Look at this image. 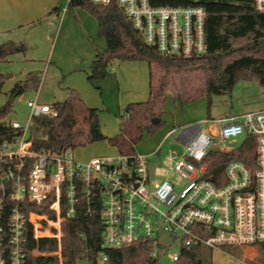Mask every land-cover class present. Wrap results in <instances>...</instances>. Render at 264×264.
<instances>
[{
  "label": "built area",
  "instance_id": "2783aa9c",
  "mask_svg": "<svg viewBox=\"0 0 264 264\" xmlns=\"http://www.w3.org/2000/svg\"><path fill=\"white\" fill-rule=\"evenodd\" d=\"M90 1L122 8L140 38L163 57L192 59L208 53L206 9L201 4ZM254 7L264 12V0H254ZM27 106L26 124L9 123L21 128L22 134L0 143V264H27L29 234L37 241L58 239L57 251L50 254L62 261V224L78 212L100 215L102 249L149 241V256L157 264L163 258L174 264L184 248L196 245L213 250L264 247V108L171 129L165 138L174 136L184 148L181 155L170 152L165 157L170 170L184 180L178 188L169 178L158 182L151 178L150 158L161 152V146L150 154L118 153L88 160L78 159L73 148L33 151L31 119L54 117L58 111L41 103L38 96L28 100ZM246 135L254 137L253 157L229 161L220 182L206 177L204 159L211 149L229 152ZM238 136L243 139L237 145L215 148ZM174 248L178 251H171ZM105 261L103 250L98 264Z\"/></svg>",
  "mask_w": 264,
  "mask_h": 264
},
{
  "label": "trees",
  "instance_id": "16d2710c",
  "mask_svg": "<svg viewBox=\"0 0 264 264\" xmlns=\"http://www.w3.org/2000/svg\"><path fill=\"white\" fill-rule=\"evenodd\" d=\"M151 3L155 6L203 5L206 9L208 53L192 59L163 57L140 38L133 23L115 3L103 6L90 0H68L67 7H81L94 16L99 24L98 35L106 41L105 51L98 52L90 65L89 81L94 84L104 80L114 60H142L150 67V95L147 100L128 103L120 116L119 133L106 136L100 123L102 110L88 106L72 89L70 98L52 104L58 111L57 115H38L31 119L28 130L33 151L55 152L106 140L116 147L119 154L135 155L136 146L144 134L154 135L163 127V107L176 75L188 77L196 74L204 81L203 87L196 89V95L191 96L184 87L177 91L174 100L180 104L198 97H210L212 93H224L243 74L256 76L260 85L264 86V12L255 10L254 0H151ZM26 49L21 41L1 42L0 61L25 53ZM153 71L157 72V76ZM9 78V74L0 73V93ZM40 83L38 72H30L26 79L14 85L9 94L17 92L19 96L27 89L38 88ZM12 107L13 103L9 101L0 106V143L12 142L23 132L6 121ZM241 142L229 152L211 149L204 159L207 163L206 177L220 182L224 179V169L229 161H246L253 157L254 137L246 135ZM101 229V218L96 211L91 216L78 212L74 219L64 221V235L60 242L62 264H78L81 259H85L86 264H98V256L103 250L107 256L104 264H157L149 256V241L102 249ZM58 247V239L41 238L37 241L29 234L27 264H59V256L50 254ZM35 249L45 254H35ZM174 264H213V249L203 245L184 248Z\"/></svg>",
  "mask_w": 264,
  "mask_h": 264
},
{
  "label": "rangeland",
  "instance_id": "374dc122",
  "mask_svg": "<svg viewBox=\"0 0 264 264\" xmlns=\"http://www.w3.org/2000/svg\"><path fill=\"white\" fill-rule=\"evenodd\" d=\"M66 5L67 4H65V7H67ZM77 8H79L80 11H83L88 17H91L93 21L97 23L94 16H92L87 9L85 10L81 7H68V15H71L72 19L76 22L75 24H77V28L74 30L76 37L70 38L69 42L71 43V46L69 47V50H66L61 55L58 54V49L62 41H66V39L64 38L65 30H63L57 38L59 29L57 27H54L52 32L48 35V38L45 35L46 39L45 37H42L40 40L41 42L39 43H37L39 40H36L35 38L39 37V27L41 26V24H43L44 21L35 23V25L32 26H23V28L19 27L17 29V33H15L14 31L13 35H15V37L17 36L15 38V42L18 43L21 41L22 43H25L27 49L25 53L15 54L7 61H0V73L10 75V78L7 79L3 87V91L0 93V106L9 101L11 96L9 92L11 91V89L17 82H19V80L26 79L28 73L38 72L39 77H41V83L38 88L27 89L23 93L19 94V96L15 97L12 111L6 118L7 122L11 123L15 121L22 125L26 124L29 120L30 115L27 102L30 99H36L37 96L38 100L41 103H46L50 105L54 104V102L63 101L70 98L72 91L71 82L73 83V81H69L70 76H64L62 74L60 70L61 67H59L58 65L57 57L60 56L64 58L65 61H69L70 57H74L75 54L79 52V49L78 47H76L74 41L76 40V42H79L81 33V24H79V21L83 22V20L81 16H79L78 14L76 15L74 13V10ZM56 28L58 29V31ZM69 31L70 33H72L73 30L70 29ZM98 31L99 28L96 34L92 33L90 40L86 38L85 46L89 45V47H91L93 50H101L102 48H105V41L102 37L98 35ZM56 38L58 42V47L54 51L53 57L51 59V52L53 51V48L55 46ZM2 39L3 38H0V43L6 41ZM40 43H43V45L38 46ZM122 61L114 60L113 63H117V66L118 64H121L122 66L131 65L132 67H134V70L127 68L126 70L128 71L124 73V75H127L128 89H125L126 85L124 84V90H122V93H124L123 101L125 102L127 100V102L123 104L122 111L118 112V108L116 105V97H118V90H115V92H113L112 89L106 88L103 91V97L105 99L111 98V101L106 100V104L108 105L110 110H107V105L105 106L102 103V105L99 104L98 107L102 110L100 113V123L101 128L103 129V133L106 136H112L116 133H119L120 116L125 112L124 108L128 103L141 102L147 100L150 95L149 84L151 81V75L148 63L142 60ZM141 64L143 66L142 68H140ZM134 65L137 67H135ZM138 68H140L139 71H136L138 70ZM115 71L116 70H114V72ZM153 72L157 76V72ZM107 77L109 76L107 75ZM74 83H76L80 90L84 92V86L87 87V85L85 84H87L88 81L85 79L84 86H81L79 82ZM203 84L204 81L199 75L192 74L188 77L181 74L176 75L173 84L168 89V95L169 97L174 99V94L177 91L183 89L182 87L189 91V94L191 96L196 95V89L199 87H203ZM137 89L144 91L146 90V92H148L149 94L145 93L144 95H133V91ZM75 90L77 91V88H75ZM96 91V93L100 94V97H98L102 99V90L96 89ZM127 92L133 95V97H130L131 99L127 98L129 96ZM170 103L172 102H169L167 106L169 112L166 113V111H164V115L166 114L167 116H165L167 118H165L163 115V127H161L159 131L154 135L145 133L143 138L141 139V142L136 146V150L139 154H150L161 146V152L159 154L151 156L150 158L151 178L154 180V182H158L162 178H169L176 184L178 183V188H180V186L184 183V180L183 178H180L178 174L176 175L170 170V166L166 164L165 157L170 152H177L181 155L184 152V148L181 143H178V141L174 139V136H169L165 138L166 133L176 126L191 125L203 119L210 120L213 118L227 117L228 115H239L245 113L246 111L261 110L262 108H264V86L260 85L256 76L246 75L244 77H239L235 84L230 89H227V91H225L224 93H212L210 97H198L193 101L186 102L183 104H180L178 101H176L175 111L174 109H170ZM202 125L204 126L205 130L208 129L209 125L207 122L203 123ZM242 139L243 136H238L222 144L215 145V148H222L224 146H234L240 143ZM232 140H235V142H232ZM160 143L162 145H160ZM73 149L75 151L76 157L80 160H88L91 157L95 156H107L118 154V150L116 149V147L110 145L106 140L93 142ZM164 236L166 237L167 235ZM171 251H178V248L171 249ZM226 251H228L230 255L229 253H224L218 248H214V264H236L235 258L232 256H240L239 258H243L242 255H238L239 253L234 252L232 248H226ZM61 262L62 261L59 260V264H61ZM78 264H86L85 259L79 260ZM161 264H171V262L168 261L167 258H163Z\"/></svg>",
  "mask_w": 264,
  "mask_h": 264
},
{
  "label": "crops",
  "instance_id": "0c3cea01",
  "mask_svg": "<svg viewBox=\"0 0 264 264\" xmlns=\"http://www.w3.org/2000/svg\"><path fill=\"white\" fill-rule=\"evenodd\" d=\"M65 4H68V0H66V1L65 0H0V34H1L0 38H3L2 40H13L14 39V41H15L16 40L15 38L17 36L15 37V35H13V34H14V31H15V33H17V29L19 27L23 28V26H32V25H35V23H39L41 21H44L43 24H41V26L39 27L40 32H41V30H42V32L41 33L39 32V37H37L35 39L39 40L37 42V43H39V42H41L40 40L42 37H45V39H46V36H47V38H48V35L52 32L54 27H57L59 29L57 38L59 37V34L63 30H65L64 38L66 39V41H62V43L60 44L59 49H58V51H59L58 54L61 55L66 50H69V47L71 46V43L69 42V40L71 37H76L74 30L77 28V24H75L76 22L72 19V16L68 15L69 9H68V7H65ZM74 13L76 15L78 14L79 16H81L82 20H83V22L82 21H79L80 23L78 22L79 24H81L80 25V32L81 33H80L79 42H76V40L74 41L76 47H78V49H79V52H77V54H75L74 57H70L69 61H65L64 58L58 56L57 61H58L59 67H61L60 70L64 76H70L69 81H73V83L71 82L72 89L75 90V88H77V92L81 95L84 102L88 106L97 107V108L99 107V104L100 105L104 104L106 106L107 105L106 100L111 101V98L105 99L103 97V95H104L103 91L106 88L112 89L113 92H115V90H118V92H117L118 97H116L117 99L115 98L117 100L116 105L118 108V109L117 108L116 109L118 110V112H121L122 108H123V104H125L127 102V100L125 102L123 101L124 93H122V90H124V84L126 85L125 89H128L127 88V86H128L127 85L128 84L127 75H124V73L126 71H128V70H126L127 68L134 70V67H132L131 65L122 66L121 64H118V66H117V63H113L111 68H110V73L108 75L109 77H107L104 81L100 80V81H97L94 84H92L88 80V76H87L88 72H89V68H90V65H91L92 61L94 60L96 54L98 52L105 51L106 41L104 40L105 41V48H102L101 50H99V49L93 50L91 47H89V45L85 46L86 38L88 40H90L92 33L96 34V32L99 28V24H97L95 21H93V19L91 17H88L83 11H80L79 8L75 9ZM58 29H57V31H58ZM70 29L73 30L72 33H70V31H69ZM57 38L55 41L56 43H55V46L53 48V51L51 52V59L53 57L54 51L58 47ZM40 45H43V43H40L38 46H40ZM102 45H103V43H102ZM122 62H125V61H122ZM122 62H120V63H122ZM135 67H137V66H135ZM142 67L143 66L141 64L140 68H142ZM140 68H138V70H136V71H139ZM114 70H116V71L114 72ZM76 74H77V76H76ZM80 74H81V76H80ZM242 76L244 77L246 75L243 74V75H241V77ZM83 77H84V79H83ZM85 79L88 81L87 84H85ZM74 82H79V84H81V86H84V84L87 85V87L84 86L85 91L84 92L81 91L80 88L78 87V85H76V83H74ZM97 87L100 90H102V93H103L102 99L99 98L100 94L96 93ZM127 93L129 95L127 98L131 99L130 97H133L134 94H136V95H142L143 94L144 95L145 93H148V92H146V90L144 91V90L137 89V90L133 91V95L130 94L129 92H127ZM169 102H172L169 105L170 109H172V110L174 109V111L176 110L175 109L176 100L169 97V95H168L166 103L163 107V109H164V111H166V113L169 112L168 111L169 109H167ZM108 109H109V107L107 105V110ZM165 115H164V117L167 118L166 117L167 115L166 116ZM180 126L181 125L176 126V127H180ZM176 127H174V128H176ZM160 145H162V144L160 143ZM231 248L234 252L239 253L238 255L243 256L242 259L239 258L240 256L239 257L232 256L235 258L236 264H264V247L234 246ZM221 251H223L226 254L229 253L228 251H226V249L221 250ZM229 255H230V253H229ZM213 264H214V261H213Z\"/></svg>",
  "mask_w": 264,
  "mask_h": 264
},
{
  "label": "water",
  "instance_id": "95a60500",
  "mask_svg": "<svg viewBox=\"0 0 264 264\" xmlns=\"http://www.w3.org/2000/svg\"><path fill=\"white\" fill-rule=\"evenodd\" d=\"M16 96H17V92L12 93L9 102L13 103Z\"/></svg>",
  "mask_w": 264,
  "mask_h": 264
}]
</instances>
